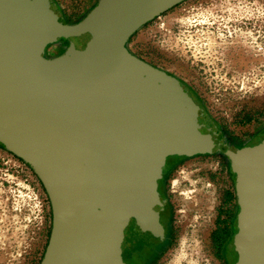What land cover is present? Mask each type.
I'll return each instance as SVG.
<instances>
[{"label":"water","instance_id":"1","mask_svg":"<svg viewBox=\"0 0 264 264\" xmlns=\"http://www.w3.org/2000/svg\"><path fill=\"white\" fill-rule=\"evenodd\" d=\"M36 1L51 25L45 34L55 35L56 6ZM185 1L99 0L65 51L48 58L22 34L28 0H0V141L31 165L50 197L41 264H128L122 254H106L86 219L77 169L86 159L108 153L117 164L108 220L114 239V229L136 215L158 225L167 202L159 179L169 157L224 152L236 174L239 264H264V140L230 148L183 80L129 49L142 27Z\"/></svg>","mask_w":264,"mask_h":264},{"label":"rangeland","instance_id":"2","mask_svg":"<svg viewBox=\"0 0 264 264\" xmlns=\"http://www.w3.org/2000/svg\"><path fill=\"white\" fill-rule=\"evenodd\" d=\"M51 1L58 14L56 34H45L51 25L36 0H28L22 34L41 55L50 46L54 56L65 41L69 45L99 0ZM129 49L183 80L234 148L264 140V0H187L142 27ZM109 157L100 154L77 166L86 219L108 256L124 254L135 264L126 247L129 225L116 227L114 239L108 225L117 165ZM167 163L161 177L170 200L171 241L153 264H239L240 207L231 154L173 156ZM39 179L28 162L0 141V264H41L52 205ZM223 229L229 235L219 245Z\"/></svg>","mask_w":264,"mask_h":264},{"label":"flooded vegetation","instance_id":"3","mask_svg":"<svg viewBox=\"0 0 264 264\" xmlns=\"http://www.w3.org/2000/svg\"><path fill=\"white\" fill-rule=\"evenodd\" d=\"M68 41H65L60 45V50L56 51L55 57L62 54L67 48ZM50 46L48 47V49ZM51 54L50 52H48ZM52 55H50L51 57ZM230 148H234L230 143ZM180 159H187L180 157ZM168 163L166 164L163 171H166L168 168ZM165 176V174H164ZM167 185L165 179L160 176L158 191L161 194L162 198L166 200V204L164 209L160 212L158 225H146L142 219V217L136 215L133 216L129 222V226L126 229V233H128L129 228L131 229L130 242L129 236L127 239V246L130 249V257L135 264H153L158 258L165 252L168 248L171 241V222H170V200L167 195ZM238 218V216H237ZM155 228L156 232L154 233L148 227ZM238 231V228H237ZM227 232L228 238V230L223 229L221 234ZM226 238V240H227ZM225 240V241H226ZM224 241V242H225ZM243 252V247H236L237 255ZM126 255V254H125ZM123 259L130 264L125 259L124 254L122 255Z\"/></svg>","mask_w":264,"mask_h":264},{"label":"trees","instance_id":"4","mask_svg":"<svg viewBox=\"0 0 264 264\" xmlns=\"http://www.w3.org/2000/svg\"><path fill=\"white\" fill-rule=\"evenodd\" d=\"M32 169H33V168H32ZM33 171L35 172L34 169H33ZM35 174H36V173H35ZM39 180H40V183H41L43 189L47 192V190H46V188H45L43 182L41 181V179H39ZM47 193H48V192H47ZM51 217L53 218V213H51ZM226 238H227V232H224V233L220 234L219 237H218V240H217V242H219V245L222 244V243H224V241L226 240ZM43 256H44V254H43ZM128 257H130V254L128 255Z\"/></svg>","mask_w":264,"mask_h":264},{"label":"crops","instance_id":"5","mask_svg":"<svg viewBox=\"0 0 264 264\" xmlns=\"http://www.w3.org/2000/svg\"><path fill=\"white\" fill-rule=\"evenodd\" d=\"M48 52H49V49L46 48V50H45V56H47L48 58H53V57H55V56H51V57H50L51 54H49Z\"/></svg>","mask_w":264,"mask_h":264}]
</instances>
